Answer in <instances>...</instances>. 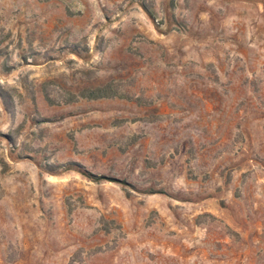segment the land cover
Wrapping results in <instances>:
<instances>
[{"label": "rangeland", "instance_id": "374dc122", "mask_svg": "<svg viewBox=\"0 0 264 264\" xmlns=\"http://www.w3.org/2000/svg\"><path fill=\"white\" fill-rule=\"evenodd\" d=\"M0 264H264V0H0Z\"/></svg>", "mask_w": 264, "mask_h": 264}, {"label": "trees", "instance_id": "16d2710c", "mask_svg": "<svg viewBox=\"0 0 264 264\" xmlns=\"http://www.w3.org/2000/svg\"><path fill=\"white\" fill-rule=\"evenodd\" d=\"M93 177H96V179H99L100 177H98V176H93Z\"/></svg>", "mask_w": 264, "mask_h": 264}]
</instances>
